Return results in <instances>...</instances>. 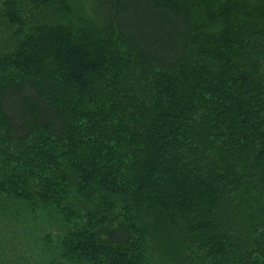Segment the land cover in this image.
<instances>
[{
	"label": "trees",
	"instance_id": "obj_1",
	"mask_svg": "<svg viewBox=\"0 0 264 264\" xmlns=\"http://www.w3.org/2000/svg\"><path fill=\"white\" fill-rule=\"evenodd\" d=\"M0 264H264V0H0Z\"/></svg>",
	"mask_w": 264,
	"mask_h": 264
}]
</instances>
